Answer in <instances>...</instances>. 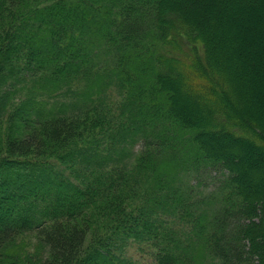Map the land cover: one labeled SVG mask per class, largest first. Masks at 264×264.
Masks as SVG:
<instances>
[{"label":"trees","instance_id":"16d2710c","mask_svg":"<svg viewBox=\"0 0 264 264\" xmlns=\"http://www.w3.org/2000/svg\"><path fill=\"white\" fill-rule=\"evenodd\" d=\"M245 10L264 21V0H0V119L7 91L36 86L8 117L0 248L34 230L54 264H74L102 208L101 233L150 243L153 264H264V23L226 36ZM243 33L263 38L241 59L247 80L233 57L250 44ZM226 37V54L213 53ZM57 87L76 97L49 103ZM201 166L224 171L207 192L190 183ZM126 194L141 195L139 209ZM99 249L82 262L110 264Z\"/></svg>","mask_w":264,"mask_h":264},{"label":"rangeland","instance_id":"374dc122","mask_svg":"<svg viewBox=\"0 0 264 264\" xmlns=\"http://www.w3.org/2000/svg\"><path fill=\"white\" fill-rule=\"evenodd\" d=\"M228 5V4H227ZM238 4H229L228 8L231 12L237 13L238 10ZM238 14V13H237ZM244 21L237 22L235 26L229 28V32L226 33V36H229L232 31H237L240 28L245 29L247 31L248 27L259 25L260 23L263 25L264 21L263 19L255 20L257 14H253L252 11L243 12ZM238 34V32H237ZM245 34L244 36H242ZM241 34V37H243L244 41H247L249 46L243 47L242 49H239L235 51L234 58L236 66H243V74L245 79H248V76H250L249 67L245 63L242 64L241 59L245 58L246 56H254L257 54L258 49L261 47V42L263 41V38L258 37L259 35H256L255 33L252 34V36H247V33ZM239 35V34H238ZM227 38L222 40L221 45L217 46L218 40L212 42L215 43L217 48L212 47V51L215 54H221L225 55V51H223V46L227 43ZM222 51V52H221ZM225 60V58L222 57V62ZM250 60V59H249ZM241 61V63H240ZM246 66V67H245ZM241 69V67H238ZM263 79V78H262ZM259 82H261V79L259 78ZM261 84V83H259ZM33 88H36L35 84L33 83V80H29L27 82H22L20 84H15V87L11 88L13 91H7L11 94V97H8L6 100L7 109L5 110L4 115L0 119V159L7 156V141L9 137H13L17 135V128L14 126V119L9 120V115L13 112V110L16 108L18 102L20 101L21 97H24L25 95H28L32 93ZM3 91V90H2ZM257 92L261 94V97H264V87H259L257 89ZM1 93V92H0ZM77 90L73 88H65V87H57L55 88V91L49 92L46 96L49 103L53 102H63L66 100H71L72 98L76 97ZM1 95V94H0ZM244 95L247 97L250 95V92H244ZM109 105H105V108H109V115L114 116L117 114V108L118 103L120 101V95H118L116 92H113L111 96L106 98ZM117 103V104H116ZM260 109V113H264V101L259 105L258 107ZM111 109V110H110ZM250 114H254V110H250ZM25 115L23 116V119L27 118L29 119L30 116ZM262 117V116H261ZM31 119V118H30ZM259 121L263 123L264 117L259 118ZM18 120H20V115H18ZM32 121V120H31ZM115 120L113 119V121ZM107 123V122H106ZM116 123V122H115ZM117 120V124H118ZM17 124V123H16ZM23 125V124H22ZM112 126L113 123H111ZM25 126V125H23ZM108 124L103 123V129H106ZM215 126L211 127V130L216 133V129H214ZM98 128V127H97ZM106 134V133H105ZM107 140V138H105ZM221 143H225L221 140ZM106 143H102V146L104 147ZM140 143H135L133 148L136 150L139 147ZM102 148V147H101ZM259 156H257V159ZM256 159V156H255ZM256 160H254L253 157H248V162L253 163ZM264 161L261 164H255L257 167L262 166ZM224 171L221 170L218 166H201L197 171L196 180L193 179L190 181L191 184H194L197 180L200 181L201 186L200 189H206L205 192H207L210 188H214L216 185H218V182L222 179ZM264 180V178H263ZM249 181V180H248ZM261 183V182H260ZM258 184V183H257ZM199 191V189L197 190ZM132 194H126L125 197V204L126 210L131 209H139L140 205L142 204L141 201V195H135L134 197L131 196ZM129 212V211H128ZM90 225L89 229L87 230L86 234V242L83 246L82 251L79 254V258L74 264H84V261L82 262L83 257L87 256L88 251L91 250V254H94V250L92 252V249L95 246H98L102 249H99L97 252L98 255L101 256L104 260L107 258L108 261H110V264H125L129 261H131L133 264H153L154 263V248L150 245V243L140 242V241H134L133 239L124 240L123 242H117L115 240H109L105 235L101 233L102 230L100 228H103L104 231L106 229H109V218H106L102 208L92 210L90 211ZM124 215V214H123ZM159 220L162 222V224H165L166 226L168 224H174L175 222L171 219H167L166 217H161ZM9 221L8 217L4 216L3 214L0 215V222ZM73 224V223H70ZM88 228V227H87ZM104 236V237H103ZM121 237V236H118ZM11 243H6L2 248H0V264H54L51 259V255L49 252V249L46 247V245L43 243L41 237L39 236L37 231L31 230V231H22L17 234V236L14 237ZM96 260L87 261L85 264H105L99 261L97 263Z\"/></svg>","mask_w":264,"mask_h":264}]
</instances>
